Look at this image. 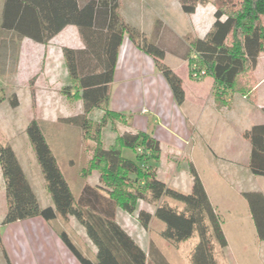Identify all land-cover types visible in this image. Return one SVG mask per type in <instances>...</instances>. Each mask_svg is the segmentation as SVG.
I'll return each instance as SVG.
<instances>
[{
	"label": "trees",
	"instance_id": "obj_1",
	"mask_svg": "<svg viewBox=\"0 0 264 264\" xmlns=\"http://www.w3.org/2000/svg\"><path fill=\"white\" fill-rule=\"evenodd\" d=\"M179 1L188 15L194 14L199 4L216 7L215 22L206 37L187 40L191 77L194 65L204 70V78L214 80L219 102L229 93L252 94V75L264 53V0ZM120 3L121 0H5L0 28L20 40L27 38L46 45L67 26L78 28L85 48L63 50L70 78L63 93L68 99L81 101L83 111L59 122L81 130L89 159L80 178L86 182L96 175L98 184L86 183L75 197L40 123L31 120L26 133L54 205L41 208L13 148L0 142V167L8 206L3 225L36 217L48 222L74 218L97 249L93 261L61 231V240L80 264H169L153 242L147 253L122 228L117 222L120 210L137 215L145 230L155 220L162 222L165 228L161 236L171 243L179 244L197 235L198 243L190 253L191 264H217L215 248L225 249L227 239L195 167L190 164L191 191L182 193L159 178L155 164L161 159V145L150 134L124 132L113 144L104 143V130L113 119L121 117L109 109V102L119 50L126 35L155 59L177 104L185 101L181 78L163 62L164 49L124 23ZM2 91L0 105L5 101ZM10 103L13 108L19 106L15 94ZM95 111L103 113L98 122L90 119ZM242 136L252 147L250 171L264 177V124L244 131ZM125 150L132 151L135 159L126 158ZM243 196L255 222L257 238L264 241V195L253 191ZM167 197L182 203L184 209L171 207L164 201ZM140 203L153 207L154 213L139 209Z\"/></svg>",
	"mask_w": 264,
	"mask_h": 264
},
{
	"label": "crops",
	"instance_id": "obj_2",
	"mask_svg": "<svg viewBox=\"0 0 264 264\" xmlns=\"http://www.w3.org/2000/svg\"><path fill=\"white\" fill-rule=\"evenodd\" d=\"M4 2H0L1 20ZM215 12L213 4H199L195 13L188 15L179 0H121L120 16L124 23L164 49L163 62L181 78L185 101L182 105L177 104L155 59L126 35L111 84L109 109L125 119L124 132H145L159 141L161 159L155 165L159 178L168 186L174 185L172 188L176 189L180 185L182 179L177 168L180 162L185 161L188 167L192 164L221 221L227 248L246 244L244 241L247 240L243 238L248 235L242 226L246 228L247 225L249 229L252 226L256 239L254 233L252 238L259 246L256 263L264 264V241L257 238L255 222L243 196L253 191L264 195V187L255 184L257 178L262 181L264 177L255 176L250 171L252 147L242 136L244 131L264 124V117L257 115L256 111L264 110V75L257 77L261 56L252 75L255 88L248 96L229 93L219 102L212 78L210 87L203 83L206 77L193 79L187 59V40L205 38L215 22ZM65 48H85L77 27L67 26L46 45L27 38L20 40L12 33L0 30V90L10 88L11 95L15 94L19 100L20 89L28 92L33 106L44 113L41 126L43 123L44 126H54L59 123V118L75 116L68 112L60 114L58 110L66 97L60 92L63 93V88L70 84L63 53ZM219 90L223 92V88ZM250 97L253 98L251 103ZM75 101L82 109L81 101ZM13 150L41 208L53 207L39 163L30 157L21 158L14 147ZM191 176L186 180L187 191L192 188ZM86 183L96 186L98 177L94 175L86 182L81 180L76 188L78 195ZM7 207L6 186L0 167V264H80L60 238V232L65 231L61 228L60 218L48 222L36 217L3 225ZM139 209L151 213L155 210L151 206L144 207L143 203ZM122 213L118 211L117 222L135 240L131 224L120 220ZM226 227L236 229L235 234L241 240L231 242ZM140 228L143 229L141 225ZM93 247V255H97V249ZM141 248L146 252V247Z\"/></svg>",
	"mask_w": 264,
	"mask_h": 264
},
{
	"label": "rangeland",
	"instance_id": "obj_3",
	"mask_svg": "<svg viewBox=\"0 0 264 264\" xmlns=\"http://www.w3.org/2000/svg\"><path fill=\"white\" fill-rule=\"evenodd\" d=\"M2 1L3 0H0V2ZM151 13H154V11ZM154 14H157V12ZM1 22H0V27H1ZM259 63L260 66L257 77L261 78L264 75V53L261 55V60L259 61ZM211 81L212 80L210 77H206L203 83H205L204 85H206V87H210L212 85ZM18 92H19L20 100L18 99L19 106L17 108H13L11 106L10 100L12 95L10 88L6 87V89L1 92V94L5 97V101L2 103V105H0V142L3 144H9L12 148L14 147L19 153L21 158L30 157V159H33L35 163H38L35 151L28 139L26 133V127L31 120H37L41 125V120H42L41 118L44 116V113L40 109L33 106L30 99L31 98L30 94L28 92H26L23 88L20 89ZM60 93L61 96L62 95L64 96L62 91ZM63 99L65 103L61 107H58L60 114H64V112H68V114L78 115L76 113L82 110L81 104H79L74 99L69 100L66 97ZM252 100L253 98L250 97L249 102L251 103ZM253 103L256 105L258 104V102H253ZM256 111H258L257 115H260V117H264V110L257 109ZM102 116L103 113L101 111H95L90 115V119L98 122L100 121ZM60 119L61 118H59L58 121ZM125 123L126 122L124 118L116 117L115 119H113L112 122L108 124V126L104 130V136H103L104 143L106 145L109 146L113 144L116 137L125 131V127L123 126ZM41 127L43 128L42 130L44 136L57 160L58 166L62 174L64 175L66 181L71 186L74 196L77 197L78 193L76 188L81 181L80 172L82 168L86 166L89 159V155L87 152H85L84 149L85 146L82 141L81 130L78 127L70 126L62 122H59L54 126L52 125L44 126L43 123ZM205 138L206 137H204L203 139L205 140ZM123 154L126 158H130V159H135L136 157V155L129 150H125ZM38 167L40 173H42L40 165ZM177 168L179 174L181 175L180 178L182 179V181L180 182V185L178 187H175L176 188L175 190L188 194L191 190L190 191L186 190V184H187L186 180L191 175L190 166L188 167V164H185L184 161L182 163L180 162V164L177 165ZM258 179L261 178H257L255 183L256 186L263 188L264 180L261 181ZM93 180L95 181V179ZM173 186L174 185L169 187L172 188ZM164 201L168 203L171 207L177 209L178 211H182L184 209V205L182 203L175 201L169 197L164 198ZM244 201L245 204L247 205L246 200ZM143 205L144 207L149 208V205L144 203ZM242 215L243 212L241 214V217H243ZM120 220L124 224H126V221L131 224V233L133 234L135 240L138 242L136 243L141 247H146L147 253H149L150 250L149 249L150 243L153 242L156 248L162 253L164 258L169 262V264H191L190 253L198 243L197 235H194L192 238H190L187 241L181 242L179 244H175L165 240L161 236L162 230L165 228V225L158 220H155L151 225L150 229L148 230L140 228L137 217H135L134 215H129L123 212L122 214H120ZM60 225L61 228L64 229L67 234H69L75 246L84 255L89 257V259L95 261L96 255H93L94 247L88 240L87 236L85 235V231L83 227L74 218H70L68 221H62ZM242 227H243L242 229L248 235V238L245 237L243 238V240L244 239L247 240L246 242L244 241V243L246 244L240 245L238 247L232 245L229 248L226 247L223 250L216 247L215 258L217 264H259L256 263L257 262L256 256L257 253L259 252L258 244H255L254 242V239H256V233L252 232V226H250V229L247 227V225L246 228L245 226ZM226 230L230 237L231 242L234 239L236 242H239L241 240V238L239 239L238 236H236L235 234L236 229L234 228L228 229V227H226ZM253 233H254V239L252 238ZM232 235L234 236V238L231 237ZM152 264L154 263L152 262Z\"/></svg>",
	"mask_w": 264,
	"mask_h": 264
},
{
	"label": "built area",
	"instance_id": "obj_4",
	"mask_svg": "<svg viewBox=\"0 0 264 264\" xmlns=\"http://www.w3.org/2000/svg\"><path fill=\"white\" fill-rule=\"evenodd\" d=\"M192 78L195 79V80H201L204 78L205 76V71L204 70H200L196 65H194L192 67Z\"/></svg>",
	"mask_w": 264,
	"mask_h": 264
}]
</instances>
